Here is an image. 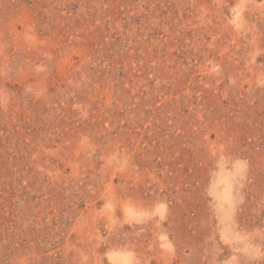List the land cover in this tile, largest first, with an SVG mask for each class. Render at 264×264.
<instances>
[{
	"label": "rangeland",
	"instance_id": "1",
	"mask_svg": "<svg viewBox=\"0 0 264 264\" xmlns=\"http://www.w3.org/2000/svg\"><path fill=\"white\" fill-rule=\"evenodd\" d=\"M0 264H264V0H0Z\"/></svg>",
	"mask_w": 264,
	"mask_h": 264
}]
</instances>
